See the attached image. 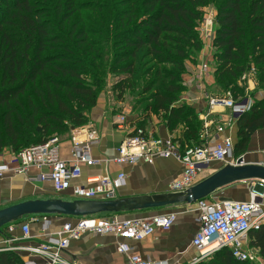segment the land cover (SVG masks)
<instances>
[{
  "label": "trees",
  "instance_id": "trees-1",
  "mask_svg": "<svg viewBox=\"0 0 264 264\" xmlns=\"http://www.w3.org/2000/svg\"><path fill=\"white\" fill-rule=\"evenodd\" d=\"M40 2L0 0V152L10 147L17 153L87 126L86 113L110 73L117 79L111 89L117 101L140 89L138 129L157 116L169 132L182 128L173 139L180 151L202 144L195 109L178 102L184 63L194 61L202 47L196 24L209 3L216 5L212 46L218 85L241 97L243 89L234 82L253 67L264 86V0H121L112 13L111 42L77 27L73 0L55 5L54 16L65 25L50 21ZM236 129L239 158L264 130V97L237 119ZM249 245L264 262V225L249 234ZM214 256L221 264H245L226 249ZM0 264L22 261L0 251Z\"/></svg>",
  "mask_w": 264,
  "mask_h": 264
},
{
  "label": "built area",
  "instance_id": "built-area-1",
  "mask_svg": "<svg viewBox=\"0 0 264 264\" xmlns=\"http://www.w3.org/2000/svg\"><path fill=\"white\" fill-rule=\"evenodd\" d=\"M212 21L209 20L207 26L211 27ZM209 31H212L211 28ZM214 35L211 37V43ZM207 68L206 63L198 67L196 78L199 81ZM206 99L209 109L221 108L228 111L230 119L234 121L251 106L248 98L236 102L229 94L211 95ZM125 124V115H118L115 125L123 129ZM211 127L214 129V135L208 131ZM202 130L204 136L202 144L180 151L178 143L173 138H155L148 136L144 130L135 128L118 145L116 157L106 160L105 163L124 167L141 162L152 165L158 159H174L181 164L182 170L180 175L168 184V194L184 195L200 182V173L210 164L235 165L238 160L234 157V141L231 138L220 139L216 135L222 132L221 125L206 123ZM57 141V138H53L44 144L24 148L10 158H0V181L17 175L27 176L30 168L40 171L46 168L47 171H41L34 177L28 175L27 180L50 182L56 193L71 189L76 200H114L116 190L125 181L123 173L114 179L109 176L97 178L90 182L91 186L72 185L80 180L83 166L94 167L98 164L92 157V147L98 141L93 138L76 142L72 136L68 160L59 159L60 143ZM257 165L264 168V156ZM240 182L254 189H264L262 179H246ZM191 206H194L193 212L197 214L195 219L197 230L189 245L196 256L189 264L201 263L225 249L230 251L237 262L252 260V252L256 253V256L259 255L256 249L250 247L248 239L252 231H257L264 225V190L262 194L251 192L246 201L218 199L212 194ZM178 214V211L163 210L140 218H121L112 214L70 218L55 231H50L51 221L44 218L41 234L35 239L36 242L23 246L0 247V251L24 253L26 259L22 264H73L63 258L69 244L79 240L84 234H91L113 237L116 251L125 257L126 264H167L166 261L143 259L130 243L142 241L157 231L170 230ZM12 229L13 227L9 226L8 231L12 232ZM20 229L22 240L32 239L28 224L21 225Z\"/></svg>",
  "mask_w": 264,
  "mask_h": 264
},
{
  "label": "crops",
  "instance_id": "crops-1",
  "mask_svg": "<svg viewBox=\"0 0 264 264\" xmlns=\"http://www.w3.org/2000/svg\"><path fill=\"white\" fill-rule=\"evenodd\" d=\"M204 52L198 55V62L204 58ZM188 66H192L191 63ZM199 67V66H198ZM198 67H187V73L182 80L184 85L190 81L194 82L195 86L189 89L187 96L181 97L185 101V105L195 109L198 120L202 122V129L204 124L212 123L222 126V132L216 134L218 138H231L234 142L236 140V121H231L229 117H225L222 113H226L221 108L209 109L207 105V99H202L204 90L199 91V81L196 78L198 73ZM210 75L204 76L205 82ZM198 83V84H197ZM205 95V94H204ZM121 112H117V111ZM130 110L126 102L117 101L111 89L102 92L96 101L95 107L86 113L88 118V125L80 128L74 133V140L81 142L88 139H96L98 143L92 147V157L98 164L94 167L83 166L81 169V178L76 184H83L91 186V181L109 176L114 179L120 173L125 175V181L122 186L116 190L115 199H122L136 196H152L168 194V184L173 179L177 178L182 170V166L174 159H158L154 161L152 165L139 163L134 166H117L113 163H105L108 159L116 157V149L120 142L128 136V133L138 127V123L142 120L138 116L129 115ZM229 113V112H228ZM124 114L126 117V124L123 129H119L115 125V119L118 115ZM161 118L157 116H151L146 121L143 130L148 136L155 138H175L182 133V128L177 129L174 132H169L168 129L161 122ZM200 130L199 140L204 142L203 130ZM208 131L213 132L211 127ZM68 140L61 142L59 147V159L68 160L69 150L71 146V137ZM251 139L253 145L250 152H245L242 156L243 160L247 164L259 163L264 156V132H256ZM0 158L2 156L0 155ZM222 166L214 163L210 164L207 169H204L200 175V181L206 179ZM47 171L46 168L41 170ZM40 170L30 168L28 175L34 177L38 175ZM27 175V176H28ZM26 175H17L7 177L0 181V209L8 206L36 199H61L64 201L76 200L72 196V190H66L61 193L54 192L50 182L34 181L29 182ZM227 186L214 193V196L218 199H233L232 196H237L240 193L234 195L233 191L228 192ZM233 200H247L241 198H234ZM163 209L164 211L174 210L180 208H186V205H178ZM163 210H144L137 212L120 211L119 213H112V215L121 218H140L147 217L156 214ZM179 212V211H178ZM184 211L179 212L176 221L168 231H157L152 236L139 241L131 242V246L135 252L138 253L143 259L150 261H166L167 264H189L196 253L189 247L190 241L197 230L196 213ZM27 217L20 219L17 223H11L6 225L2 229L0 234V247H15L23 246L27 243L36 242V238L41 234V225L43 219H49L51 221L50 231L58 230L62 223L68 220L67 217L62 216H34L30 217L31 221H36L33 224L26 222ZM25 220V221H24ZM28 224L30 229L29 241L22 240L21 225ZM9 226H12V232L8 231ZM10 240V241H9ZM12 240V241H11ZM38 241V240H37ZM33 244V243H32ZM22 262L26 259L24 253L13 252ZM63 258L73 264H126V259L116 251V245L113 237L111 236H94L91 234H84L79 240L72 241L69 244Z\"/></svg>",
  "mask_w": 264,
  "mask_h": 264
},
{
  "label": "rangeland",
  "instance_id": "rangeland-1",
  "mask_svg": "<svg viewBox=\"0 0 264 264\" xmlns=\"http://www.w3.org/2000/svg\"><path fill=\"white\" fill-rule=\"evenodd\" d=\"M41 7L47 11L48 13V18L51 19L50 21H54V23H56L57 25H65V22H61L60 21V16L59 17H55L54 16V12L56 9V4H58V0H39ZM66 0H59L60 4L59 5H63L64 2ZM121 0H73L74 2V6H72V8L74 9V16H77L78 18H76V21L79 23L77 25L78 28L83 27L86 30H88L90 33H92L94 36H91V38H98V36L102 39L104 38H109L108 41H112V36L110 35V32L112 31V20H113V15L112 13H116L117 5L118 3H120ZM123 9V8H122ZM202 11V19L196 24V29L199 35V38L201 39V50L199 51L200 53H203L207 56H203L204 58L201 59V62H198V55L196 57V59L194 61H185L184 65H185V71L182 74V79L183 77L186 75L187 73V67L191 68L193 67H198L201 66L203 63H206L208 68L206 70V73L203 72L202 76H201V81L199 83V91L201 89L204 90V93L202 95V99L211 96V95H223V94H229L232 99L236 102H241L245 99H249L250 100V104L252 106V104L259 100L262 99L264 97V86L261 87V85L258 84L257 82V75H256V71L254 70L253 67H250V69H248L239 79L238 81L234 82V85H236L238 88L243 89V95L241 97L238 98H234V94L231 92V87L228 88H221L218 83L217 80H215L214 78V72H215V68H216V64H215V60H214V53H215V49L212 47V43H211V37H213V34H215V30H216V23H215V18H216V5L214 3H209L206 7H203L201 9ZM209 20H213L211 22V27L207 26V22ZM111 25V26H109ZM209 28H211L212 31H209ZM85 30V31H86ZM107 31H108V35L109 37H107ZM90 37V36H89ZM215 37V35H214ZM106 45V44H105ZM212 47V48H211ZM192 66H188V65ZM207 77L208 75H210V78H208L205 82L203 81L204 76ZM116 77L115 75H113L112 73L108 74L107 79H106V86L103 87V89L101 90V92H99L96 96V101L98 99V96L102 93L105 92L106 90L112 89V85L116 82ZM184 80H182V84L184 86V91L181 94V97L183 96H187V94L189 93V89L194 87L195 84L194 82L190 81V83H187L186 86L183 83ZM198 84V83H197ZM201 84L202 88H201ZM201 88V89H200ZM205 94V95H204ZM140 95V89H138L137 91H128L124 94L123 96V100H121L122 102H126L128 105V108L130 110L129 115L131 116H136L141 109L140 108H136L137 106V102H138V96ZM185 101L188 100H182V98L180 99V101L178 102L179 104H183L185 103ZM207 101V100H206ZM176 105H179L177 103H175ZM250 106V107H251ZM94 108V107H93ZM92 108V109H93ZM117 112H121V110L117 111ZM226 112V111H225ZM223 116L225 117H229L230 119V114L228 113V111L226 113H222ZM160 118V117H159ZM231 121H234L233 119H230ZM163 122V121H161ZM144 124V123H143ZM261 132H264V130H260ZM73 131L70 132L69 129L61 132L58 134L57 139H58V143H61L65 140H68L71 136V133ZM259 132V131H258ZM255 137H252L251 139L254 140ZM237 140H235L236 143ZM252 140H250L247 150L246 152H250L253 143L251 142ZM193 147V146H192ZM19 153V152H17ZM15 152H12V149L10 147H5L4 149H2V151L0 152V155L4 158H10L12 155L17 154ZM244 155V154H243ZM242 155V156H243ZM234 157H238L235 154V149H234ZM224 167V166H222ZM226 190L228 192L233 191L234 195L236 193H240L237 196H232V198H241V199H248L249 194L251 192H256L258 194H262L264 189H254L252 187H250V185H246L242 182H236L234 184H231L229 186H227ZM242 201H246V200H242ZM179 206H176V208ZM194 206L189 205L186 208H180L177 209V211L179 212H183L184 211H188V212H193L194 210ZM193 214V213H192ZM105 214L102 215H96L98 216H103ZM195 215V213L193 214ZM197 215V214H196ZM29 218H27L26 222H28L30 225L35 223L36 221H31L30 217H34V216H28ZM42 217V216H41ZM25 221V220H24ZM248 243H249V239H248ZM220 256H214L211 257L201 263H205V264H221V260H220ZM245 264H264V262L262 261L261 257L259 255L256 256V253L252 252V260H248L245 262Z\"/></svg>",
  "mask_w": 264,
  "mask_h": 264
},
{
  "label": "water",
  "instance_id": "water-1",
  "mask_svg": "<svg viewBox=\"0 0 264 264\" xmlns=\"http://www.w3.org/2000/svg\"><path fill=\"white\" fill-rule=\"evenodd\" d=\"M246 179L264 180V168L247 164L239 157L235 165L221 167L206 179L197 183L184 195L161 194L136 196L109 201L61 199H36L20 202L0 209V234L2 228L27 216H62L81 218L100 214L163 210L178 205H193L218 190Z\"/></svg>",
  "mask_w": 264,
  "mask_h": 264
}]
</instances>
